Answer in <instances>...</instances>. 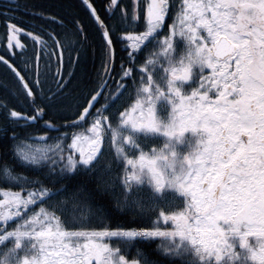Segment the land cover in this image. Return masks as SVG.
I'll return each instance as SVG.
<instances>
[{
  "label": "snow or ice",
  "instance_id": "obj_1",
  "mask_svg": "<svg viewBox=\"0 0 264 264\" xmlns=\"http://www.w3.org/2000/svg\"><path fill=\"white\" fill-rule=\"evenodd\" d=\"M0 0V264H264V0Z\"/></svg>",
  "mask_w": 264,
  "mask_h": 264
},
{
  "label": "trees",
  "instance_id": "obj_2",
  "mask_svg": "<svg viewBox=\"0 0 264 264\" xmlns=\"http://www.w3.org/2000/svg\"><path fill=\"white\" fill-rule=\"evenodd\" d=\"M20 2H23V0H20ZM77 2H78V0H71V3L73 4V7H72L71 11H72L74 14L80 12V9H79L78 7H76ZM99 2H100V0H97V3H99ZM121 2H122L123 4H129V5L131 4V0H121Z\"/></svg>",
  "mask_w": 264,
  "mask_h": 264
}]
</instances>
